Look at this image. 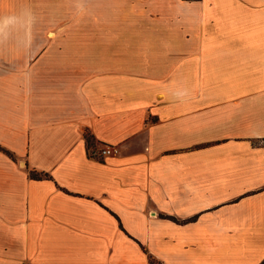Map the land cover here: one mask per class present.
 Returning <instances> with one entry per match:
<instances>
[{"label": "crops", "instance_id": "1", "mask_svg": "<svg viewBox=\"0 0 264 264\" xmlns=\"http://www.w3.org/2000/svg\"><path fill=\"white\" fill-rule=\"evenodd\" d=\"M100 2L0 0V29H120ZM169 29L0 76V264H264V0H170Z\"/></svg>", "mask_w": 264, "mask_h": 264}, {"label": "rangeland", "instance_id": "2", "mask_svg": "<svg viewBox=\"0 0 264 264\" xmlns=\"http://www.w3.org/2000/svg\"><path fill=\"white\" fill-rule=\"evenodd\" d=\"M116 2L117 7H123L128 12L125 21L117 24L120 29L90 28L105 24L89 23V19L59 24L62 28L58 29H0V76H7L14 70L22 71L19 75H23L29 65L26 55L31 54L34 59L40 53H74L79 56L76 60H81L83 65L90 64L93 55L100 54L107 56L116 66L120 63L117 55L121 51L137 55L140 51L158 48L153 44L170 37V0H115V5ZM84 7L87 10L98 9L104 4L100 2ZM16 16L23 18L24 15ZM92 16L84 15L87 18ZM6 85L3 84L4 89ZM7 94V90H0V96L5 95V100L0 98V103L7 102Z\"/></svg>", "mask_w": 264, "mask_h": 264}, {"label": "built area", "instance_id": "3", "mask_svg": "<svg viewBox=\"0 0 264 264\" xmlns=\"http://www.w3.org/2000/svg\"><path fill=\"white\" fill-rule=\"evenodd\" d=\"M118 151V148L116 145L111 144V143H103L100 147L98 148H89V155L97 157V158H102L106 155H112L115 154Z\"/></svg>", "mask_w": 264, "mask_h": 264}, {"label": "trees", "instance_id": "4", "mask_svg": "<svg viewBox=\"0 0 264 264\" xmlns=\"http://www.w3.org/2000/svg\"><path fill=\"white\" fill-rule=\"evenodd\" d=\"M29 173H30V176L34 177V178H41L43 176H46V173L39 172V171H36V170H30Z\"/></svg>", "mask_w": 264, "mask_h": 264}]
</instances>
